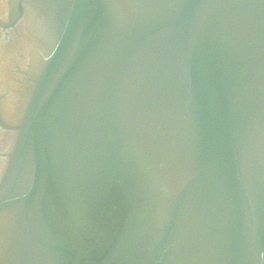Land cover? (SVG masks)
Wrapping results in <instances>:
<instances>
[{
	"label": "water",
	"instance_id": "water-1",
	"mask_svg": "<svg viewBox=\"0 0 264 264\" xmlns=\"http://www.w3.org/2000/svg\"><path fill=\"white\" fill-rule=\"evenodd\" d=\"M9 26L0 264H264V0H18Z\"/></svg>",
	"mask_w": 264,
	"mask_h": 264
},
{
	"label": "flooded vegetation",
	"instance_id": "flooded-vegetation-1",
	"mask_svg": "<svg viewBox=\"0 0 264 264\" xmlns=\"http://www.w3.org/2000/svg\"><path fill=\"white\" fill-rule=\"evenodd\" d=\"M17 4L18 0H0V59L4 53L8 54L9 46L16 38L14 36L16 32L9 26V22L17 13ZM6 134L5 131H0V142H3Z\"/></svg>",
	"mask_w": 264,
	"mask_h": 264
}]
</instances>
